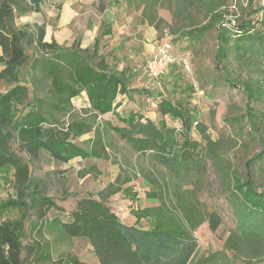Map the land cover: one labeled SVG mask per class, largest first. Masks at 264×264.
I'll list each match as a JSON object with an SVG mask.
<instances>
[{
    "label": "trees",
    "instance_id": "1",
    "mask_svg": "<svg viewBox=\"0 0 264 264\" xmlns=\"http://www.w3.org/2000/svg\"><path fill=\"white\" fill-rule=\"evenodd\" d=\"M44 1L0 0V80L13 84L5 91L0 89V185L10 183L15 192L0 198V264H26L27 248V258L31 257L33 264H89L74 255L54 259L48 242H37L31 247L24 244L25 219L31 211L35 215V230L40 233L48 228L68 239H85L94 248L99 264H190L199 248L196 229L208 221L210 229L217 231L223 222L222 215L217 210L209 211L197 196V186L206 172V155L209 152L216 155L217 143L208 135L189 96L176 100L162 98L158 103V111L164 117L181 122L182 138L178 128L168 124L165 118L156 122L135 109L120 115L119 96L128 99L134 93L148 96L154 88L131 85L128 67L118 69L104 54L100 40L102 35L114 32L111 26L95 37L92 47L83 48L80 40L70 47L62 46L55 38L46 41L43 25L33 33L20 25L17 14L42 12ZM163 1L127 0L129 7L142 9V21L157 29L164 22L157 10ZM227 1L204 0L209 24L196 26L187 34L202 35L211 25L219 24L216 64L231 85L234 82L231 56L247 66L256 65L264 70V6L255 10L260 17L242 20L233 27L224 25L222 7ZM29 45L32 54L28 52ZM26 66H29L32 90L20 81V71ZM31 91L33 102L27 111H22L19 105L30 97ZM83 91L90 102L85 109L90 117L62 122L60 116L74 110L73 99ZM244 91L247 110L253 113L252 104L263 97L259 81L246 82ZM109 113L117 115L122 125L100 119ZM193 128L206 141L204 152L202 143L191 136ZM110 129L136 153L151 158L171 175L167 180L165 175L141 170L152 187L146 190L147 197L157 198L159 203L133 208L137 221L127 224L108 204L112 194L121 190L112 182L99 190L97 197L92 194L78 197L66 220L59 215L48 220L51 210L64 211V207L41 190L40 182L31 176L29 161L37 162L43 153L62 163L76 157L107 159ZM90 132L94 136L86 145L77 143V138ZM14 142L22 154L13 146ZM258 161L264 162V150L245 163L244 178L238 173H225L233 180L230 199L239 217L238 230L227 239V247L248 245L254 253H258L264 236V188L255 183L252 169ZM94 170L93 166L85 173ZM15 210L20 216L8 218V213ZM143 219L148 221V226L140 225ZM210 258H203L200 263L206 264Z\"/></svg>",
    "mask_w": 264,
    "mask_h": 264
},
{
    "label": "rangeland",
    "instance_id": "2",
    "mask_svg": "<svg viewBox=\"0 0 264 264\" xmlns=\"http://www.w3.org/2000/svg\"><path fill=\"white\" fill-rule=\"evenodd\" d=\"M261 6H264V0H228L226 6L222 7L224 25L236 27L242 20L257 19L261 14L255 10ZM42 8V12L17 14L20 25L31 33L43 25L47 32L46 40L55 38L56 33L62 34L63 45L67 47L72 46L75 41L82 38L84 32L94 27L98 29L97 35L106 31L109 26L114 29L112 34L101 37L104 54L109 56L110 62L118 69L128 67L132 75L131 85L154 88L148 96L145 93H134L132 99L119 96L122 105L117 112L120 115L124 116L131 109H135L156 122L165 118L168 124L178 128L182 138L181 122L173 120L170 116L164 117L158 111V103L162 98L176 100L189 96L190 104L196 107L208 135L217 143L216 155H211V152L209 156L206 155V172L197 186V196L209 211L217 210L222 215L223 222L217 231L210 229L208 221L196 229L199 248L190 264H205L200 262L208 256H211V260L206 264H264V236L261 237L258 253H254L255 251L248 245L232 249L227 247V239L238 230L239 217L230 199L233 180L225 174L229 171L244 178L247 172L245 163L253 155L264 150V70L256 65L247 66L231 56L230 67L234 70V82L230 85L225 81L223 70L216 64L219 24L211 25L202 35L196 33L192 37L187 34L196 26L209 24L210 17L205 9L204 0H164L157 9L164 19L161 29L142 21V9L129 7L127 0H45ZM78 8L82 14L60 30L59 23L62 17H69L68 12ZM166 40L172 41L174 54L179 56L184 52L190 53L192 69L189 71L179 62H175L167 68L164 76L156 80L151 78L146 70V61L151 56L152 44L158 46ZM28 52L33 53L30 45ZM20 74V81L31 88L29 66L23 67ZM248 81L254 83L259 81L263 91V97L256 99L252 104L253 113L247 110L248 98L244 91V84ZM11 85L13 84L0 80L2 91ZM73 101L74 110L60 116L64 123L72 119L90 117V113L85 110L89 103L83 94ZM32 102L31 91L30 97L20 103L19 107L22 111H27ZM100 119L122 125L118 116L113 113ZM93 136L94 132H90L76 141L80 145H86V141ZM191 136L202 143L204 152L206 141L200 131L193 128ZM107 145H109L107 159L76 157L70 162L62 163L43 153L37 162L29 161L31 176L40 182L41 190L46 195L55 197L57 203L64 207V211L55 208L51 210L47 216L48 220L57 215L66 220L78 197L86 194L97 197L98 191L112 182L120 186L121 190L112 194L108 204L126 223L136 222L132 213L133 208L159 203L157 198L147 197L146 190L152 187L141 170L144 168L165 175L167 180L171 179L169 172L151 161V158L136 153L114 130L110 129ZM13 146L22 154L17 142H14ZM93 166L94 171L85 173V170H91ZM252 169L255 183L264 188V162L254 163ZM128 178L131 180H127ZM14 193L12 184L0 185V198H7ZM19 216L20 212L17 210L7 215L8 218ZM25 222L23 242L28 247L37 242H48L52 247L54 259L74 255L80 261L99 264L94 248L85 239H68L48 228L39 233L35 230L33 211ZM140 225L148 226V221L143 219ZM240 244L242 243L238 245ZM28 252V248L25 249L26 264H33L31 257L27 258Z\"/></svg>",
    "mask_w": 264,
    "mask_h": 264
},
{
    "label": "built area",
    "instance_id": "3",
    "mask_svg": "<svg viewBox=\"0 0 264 264\" xmlns=\"http://www.w3.org/2000/svg\"><path fill=\"white\" fill-rule=\"evenodd\" d=\"M174 46L171 40L161 42L157 50L146 61V70L153 79H160L167 72V68L175 63L179 62L183 68L191 71V56L190 53L184 52L181 55H176L173 52Z\"/></svg>",
    "mask_w": 264,
    "mask_h": 264
},
{
    "label": "crops",
    "instance_id": "4",
    "mask_svg": "<svg viewBox=\"0 0 264 264\" xmlns=\"http://www.w3.org/2000/svg\"><path fill=\"white\" fill-rule=\"evenodd\" d=\"M42 10H43V8H42ZM37 13V12H36ZM69 13V17H65V16H63L62 17V19L60 20V23H59V28H60V30H62V29H64V28H66L68 25H70L71 24V22L74 20V19H76L78 16H80L82 13L80 12V9L78 8V9H73L72 11H70V12H68ZM84 14L86 13V11L85 12H83ZM63 14V13H62ZM65 14V13H64ZM86 18L88 19L89 18V16H86ZM20 23V22H19ZM97 31H98V29L96 28V27H94V29H92V30H87L86 32H84L83 34H82V38L80 39V42H81V44H82V47L83 48H87V47H92V44L94 43V39H95V37L97 36ZM55 39H56V41L58 42V43H60L61 45H63V42H62V34H55ZM45 40H46V38H45ZM46 41H48V40H46ZM73 42V41H72ZM67 45H69V44H67ZM157 47L158 46H154L153 44H152V47H151V56L150 57H152V54L157 50ZM102 48V47H101ZM127 67V66H126ZM122 69V68H121ZM81 94H83L84 95V97H85V99L88 101V96H87V93L85 92V91H83ZM80 94V95H81ZM76 98H78V97H76ZM75 99V98H74ZM73 99V100H74ZM88 103H89V105H90V102L88 101ZM74 104H75V102H74ZM136 221H137V218H136ZM128 223H130V224H134V223H132V222H128ZM127 223V224H128ZM136 223V222H135Z\"/></svg>",
    "mask_w": 264,
    "mask_h": 264
}]
</instances>
